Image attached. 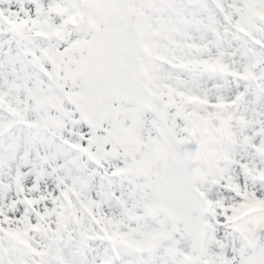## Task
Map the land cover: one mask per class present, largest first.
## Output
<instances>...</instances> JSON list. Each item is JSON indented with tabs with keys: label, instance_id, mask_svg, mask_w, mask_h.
I'll return each mask as SVG.
<instances>
[{
	"label": "snow or ice",
	"instance_id": "obj_1",
	"mask_svg": "<svg viewBox=\"0 0 264 264\" xmlns=\"http://www.w3.org/2000/svg\"><path fill=\"white\" fill-rule=\"evenodd\" d=\"M0 264H264V0H0Z\"/></svg>",
	"mask_w": 264,
	"mask_h": 264
}]
</instances>
